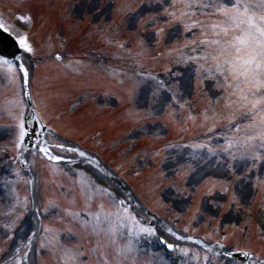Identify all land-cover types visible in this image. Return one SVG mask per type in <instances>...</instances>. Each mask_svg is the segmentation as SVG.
Listing matches in <instances>:
<instances>
[{
    "label": "snow or ice",
    "instance_id": "6c2138e0",
    "mask_svg": "<svg viewBox=\"0 0 264 264\" xmlns=\"http://www.w3.org/2000/svg\"><path fill=\"white\" fill-rule=\"evenodd\" d=\"M138 9L139 5L125 13L131 29L144 32L136 39V55L131 56L127 42L109 41L136 65L131 74L115 73L121 84L130 81L122 96V102L131 105L129 117L155 123L168 108L191 109L194 84L199 88L206 80L213 82L210 108L199 113V126L205 131L189 142L145 152L151 159L164 152L157 179L169 183L154 185L160 189L158 203L166 206L165 187L175 190L172 201L181 213L196 193L213 199L227 196L226 205L215 207L236 213L235 222H229L232 232L225 234L227 229L218 227L211 244L195 235V225L205 215L198 206L182 228L167 227L165 235L159 234L150 209L138 200L134 205L130 192L105 182L114 174L98 156L62 140L35 110L26 114L24 99L31 100L33 83L30 65L24 55L11 59L0 55V65L10 73L16 69L9 77L10 86L19 83V94L0 104V111L14 121V159L21 165L19 172L9 171L7 178H0V239L11 242L6 249L10 260L4 264H35L31 257L37 251L51 252L56 264H220L221 260L230 264L236 254L249 264H264L250 245L237 243L235 251L229 246L236 232L247 233L254 219V189L264 209V0H145L144 10ZM0 30L14 31L3 21ZM169 42V65H182L184 70L169 66L163 76L146 70L144 61L157 59L150 49ZM15 43L24 54H35L27 35L17 33ZM54 59L62 61L63 54ZM189 119L195 122L197 116ZM25 153L33 162H45L44 183L51 191L43 197L38 169L29 165ZM21 184L27 190L23 196L18 194ZM50 216L56 219L45 223ZM255 219L264 239V211ZM180 220L177 216L176 223ZM153 239L160 248L146 247Z\"/></svg>",
    "mask_w": 264,
    "mask_h": 264
},
{
    "label": "rangeland",
    "instance_id": "374dc122",
    "mask_svg": "<svg viewBox=\"0 0 264 264\" xmlns=\"http://www.w3.org/2000/svg\"><path fill=\"white\" fill-rule=\"evenodd\" d=\"M79 1H82V0H79ZM105 1L109 4V1L110 0H102V5L105 3ZM113 3V0L111 1ZM65 5H68V4H65ZM97 5V3H96ZM64 6V5H63ZM71 8H73L71 5H69ZM113 7V6H112ZM74 8L76 9L77 13L79 15L82 14L83 10L80 9L79 5L78 6H74ZM130 8V7H129ZM113 9V8H112ZM99 10H92L96 16L97 19H99L98 21H105L106 19V16L104 14H99ZM101 16V17H100ZM112 16V14H111ZM124 15H123V18L122 20H124ZM64 19H68V16H66V14L64 15ZM122 20L119 19L117 21V23H119V25L121 26L122 25ZM70 23V22H69ZM68 23V24H69ZM124 23L126 25H128V27L130 26L127 22H126V19L124 21ZM127 27V28H128ZM131 28V27H130ZM138 28H139V25H138ZM139 30H143L142 28H139ZM38 54H42V53H46L44 51V49L42 48H38L37 49ZM176 55H179L178 53H175ZM169 58V57H167ZM161 65L165 64V63H168V60H161L159 62H157ZM173 64V68L174 69H179L178 71H183V66L182 65H177L175 63H172ZM175 64V65H174ZM175 66V67H174ZM154 70L153 67H148V65L146 66V70ZM213 87V82L210 81V80H206L204 81L199 88H197L194 84L193 86V89H192V92H191V102H192V106L196 109L198 108V115H197V121L195 124H193L194 126V129H198L199 132L193 136H191V138H189L188 135H183V132H185L183 130V126L186 124L185 122H182L181 120H184V117H178V114L179 113H186L187 110H189L188 108H185V109H176V108H168L166 109V114H165V111H164V116L161 117V121H166L169 125H171V127L174 128L175 131L172 132V135H173V140L169 141L168 143H162V145L160 146V149L159 148H156V149H159V150H164L167 148V145H169L170 143H177V142H180V141H183V142H189L191 141L192 139L198 137L200 135V133L202 131H205V129L201 128L199 126L200 124V120H199V113H203L204 111L208 110L210 108V105L209 104H205L203 103V98H204V95L210 99V93H209V89ZM94 88H96V91H99L98 90V86L95 85ZM106 90V89H103V91ZM108 91V90H107ZM45 92V90L43 91V93ZM67 91H63V93L66 94ZM197 92V93H196ZM43 93H39L40 97L42 98V95ZM49 93V90L47 91V94ZM102 94V92H101ZM108 95V94H107ZM53 96H47V101L50 99V102L52 103V98ZM64 96L59 94L58 97L55 96V98H57V102L55 104H59V106L61 105V107L64 109L66 107H69V106H73V100L71 99V95H68V97L66 96L65 98H63ZM46 99V98H45ZM194 102V103H193ZM46 104H48L47 102H45ZM42 103L39 102V105H41ZM45 104V105H46ZM54 105V104H53ZM52 105V106H53ZM42 106V105H41ZM47 106V105H46ZM192 108V107H191ZM2 113V112H1ZM190 113V112H189ZM209 114H211L209 112ZM184 116V115H183ZM176 119H180L181 123H179L178 121L176 122ZM187 119V118H186ZM130 123H131V130L130 132L127 131V128H124V124H121V130L124 132L125 130L127 131V133H123L122 132V135L120 134L119 137L125 141V140H128V139H134V138H139L140 136H146V135H151V136H154L156 135L157 132L160 131V128L161 126L159 124H154L152 121L150 122V124L148 125H139L137 124V121H135L133 118L130 117ZM54 122L56 121V119L53 120ZM156 121V120H155ZM107 123L106 121L102 120L98 123V127H102L103 125H109V124H105ZM55 125H57V122L54 123ZM162 125H165V129H166V124H162ZM162 129V128H161ZM139 130V131H138ZM164 130V129H163ZM162 130V131H163ZM196 130V131H198ZM136 138V139H137ZM189 138V139H188ZM154 144V143H153ZM150 145V144H149ZM156 145V144H155ZM164 145L165 148L163 147ZM116 152H118L119 156H125V153L122 151V149H117L115 150ZM124 153V154H123ZM163 154L164 152L161 151V158L157 157L155 159H151L149 156H145L144 158V154H143V151L141 149H136L133 151V154H132V157H133V160H127L128 164L129 165H132L133 168L129 169L130 171V174L128 176L131 177V179H133L134 183L138 186V188L143 191L144 190V186L143 184L146 183L148 184L149 182V179H148V176L146 177H140V174L137 175V173L139 172L140 173V170L141 168L144 169V168H148L150 167L149 165L151 164H154L155 167H159V170L161 169V164H160V160L163 159ZM130 156L126 157L125 158V161L126 159H128ZM131 157V159H132ZM124 158V157H123ZM134 158H136L137 160H135ZM139 158V159H138ZM113 162H117V160L113 161ZM35 165L33 166L34 169H37L36 168V163H34ZM142 173V172H141ZM159 172H155V170H153V174L154 175H158ZM158 176H155L154 178V182L150 183L152 184V186H150L149 188H155L154 185L157 184V183H160L159 180L157 179ZM233 179H235L233 177ZM253 180H255V176L253 174ZM106 182V181H105ZM161 186L163 184V181L162 183H160ZM164 186V184H163ZM148 188V189H149ZM160 191V189H156L154 191H149L151 193V195H153V197H155V195L157 194V191ZM41 191H42V197L45 195L46 191L43 190V188L41 187ZM158 191V193H159ZM168 190H165V193H168L169 194V198L168 200L166 201V206L165 205H160V209L158 210H161L162 212H160L161 214H159V216H162L165 217V218H168L170 215L169 213L173 210V211H179L178 208L175 206V204L173 203L172 201V197H174L176 195V192L175 190L173 192H166ZM202 193H196L194 196H192L191 200L188 202V207L185 209L187 210L188 212H190V215L192 216L193 214L196 213V208L198 207V201H197V197L201 198L203 196H201ZM252 195L254 196V203H251V208H252V211H251V215L254 219H252V221L249 223L248 225V231L247 233H240L239 231L236 232L235 236L232 238V240L230 241V244H233L234 246L237 244V243H240L241 245H244V244H248L250 245V247L255 251H260L258 253H262L260 254V256L262 258H264V239H261L260 236H259V231H258V228H257V222H256V219L255 217H257L260 212L264 211V209H262L260 207V201H261V195L259 193V191L257 190H253L252 191ZM216 197H220V204L222 205H226L227 203V199L228 197L227 196H219L217 195ZM223 197V198H222ZM251 202V201H250ZM218 201H216V198L213 199V198H210L209 197V206L211 205V207L213 208V210L211 212H207L209 214H213V216H215V213L217 212V209L215 207V204H217ZM154 205V204H153ZM154 207H159V206H156L154 205ZM205 212H206V209L202 208ZM220 211V215H218V219L221 220V218L226 215V214H231V216L233 217V221L232 222H235V219H236V213L234 211H225L224 208H220L219 209ZM157 212V211H156ZM180 212V211H179ZM195 212V213H194ZM173 218L176 219V217L178 216L176 214V216H173L171 215ZM206 216V214H205ZM205 216H203L202 218L199 219V222L196 223V232L195 234H199V233H204L205 234V238L208 239V240H211V241H214L217 237L213 235V230L217 229L218 227H220V224L218 225V222L217 220L218 219H211L213 221H216L215 223L213 222V224H211L212 222L210 221V219H207V216L205 218ZM216 217V216H215ZM170 220V217L168 218ZM186 222V221H185ZM203 222V223H201ZM23 224V222H22ZM198 225V226H197ZM184 225H182L183 227ZM240 227L243 226V221L241 220V224L239 225ZM181 227V228H182ZM229 228V231L227 230V232L230 234L232 232V225L230 224L228 226ZM223 229H227L225 227H223ZM256 241H258V244H261L260 242H263L261 248H257V247H253L254 244H256ZM36 255V254H35ZM31 257L32 260H36L34 257ZM56 264V261L54 262Z\"/></svg>",
    "mask_w": 264,
    "mask_h": 264
}]
</instances>
